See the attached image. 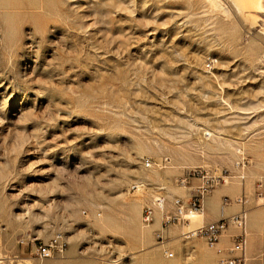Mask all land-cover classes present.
Segmentation results:
<instances>
[{"label": "rangeland", "instance_id": "1", "mask_svg": "<svg viewBox=\"0 0 264 264\" xmlns=\"http://www.w3.org/2000/svg\"><path fill=\"white\" fill-rule=\"evenodd\" d=\"M218 178L206 217L244 194L264 222V0H0V264H219L185 236Z\"/></svg>", "mask_w": 264, "mask_h": 264}, {"label": "built area", "instance_id": "2", "mask_svg": "<svg viewBox=\"0 0 264 264\" xmlns=\"http://www.w3.org/2000/svg\"><path fill=\"white\" fill-rule=\"evenodd\" d=\"M146 165L150 166V160L146 161ZM249 162L242 155L240 161L237 163V167L240 168L242 175L239 176V179L244 181L246 178V170L248 168ZM221 183L220 179H213L212 181H204L202 185L197 188L196 196L192 199L190 203L189 215L201 213L203 212V201L205 196L208 194L209 189L214 186H218ZM227 182L223 179V184ZM141 186L134 185L132 187L133 191L139 192L141 191ZM259 191L262 190L263 185L260 183L258 185ZM261 196V193H260ZM167 202V198L163 195H159L155 198L153 205L147 206L143 212V224L145 226H150L154 221V216L156 210H160L164 212L165 205ZM235 204L241 207V211L231 217L223 218L217 222L204 224L201 227L188 232L185 234L187 239L192 238H201L203 239L208 248L213 250L217 257L219 264H246V251L248 248V212L246 210L247 199L243 194L237 199H235ZM175 205L177 206V215H171L170 213H166L163 219V228H169L171 225H174L176 222L180 221L178 217L184 214V206L182 205V201L180 199L175 200ZM225 205H231V201L226 198ZM230 228L235 230V234L230 235L231 245L223 246L222 238L223 234L227 232ZM158 239L162 242L164 240V236L161 234L157 235ZM24 243V241H22ZM67 250V243L63 240L61 236H57L50 240L48 243H38L35 246V257L43 262L48 259H52L55 256L64 255ZM167 256L169 258L174 257L173 253H168Z\"/></svg>", "mask_w": 264, "mask_h": 264}, {"label": "crops", "instance_id": "3", "mask_svg": "<svg viewBox=\"0 0 264 264\" xmlns=\"http://www.w3.org/2000/svg\"><path fill=\"white\" fill-rule=\"evenodd\" d=\"M238 192V189L224 190L222 192V195L234 197L238 194ZM211 203L213 204L211 205L213 207V210L211 209L213 211V216L205 217L202 225L214 223L223 218L231 217L241 211V207L239 205H229V207L221 208L220 197H214ZM257 217L258 213H256L255 211L248 213V243L251 249L253 250V253L255 255H260L264 252V222L257 220ZM228 231L230 232V234L235 233V230L232 228H230ZM222 242V245L225 247L231 245V240L229 237L222 239Z\"/></svg>", "mask_w": 264, "mask_h": 264}, {"label": "bare ground", "instance_id": "4", "mask_svg": "<svg viewBox=\"0 0 264 264\" xmlns=\"http://www.w3.org/2000/svg\"><path fill=\"white\" fill-rule=\"evenodd\" d=\"M236 3H237V6L239 7V9H241V10H244V11H248V12H250V11H252L253 9H257V7L259 6V0H236ZM262 6V5H261ZM262 8V7H261ZM258 9H260V7L258 8ZM250 14V13H249ZM212 134V133H211ZM206 136H210V133H207L206 134ZM228 182V181H227ZM229 189H232V186H229ZM208 200V202H207V204L205 205L206 207H207V205L209 206H211V205H213L212 203H211V201H212V198H208L207 199ZM222 207H227V206H221V208ZM211 209L213 210V207L211 206ZM206 212L205 211H203V212H201V213H194V214H191L190 216H186V217H188V218H190L191 220H189V221H192L193 220V223H198V221L200 222L201 221V223H203L204 222V219H205V217H206ZM202 225V224H201ZM190 231H193V230H190ZM189 231V232H190ZM226 233V232H225ZM224 233V234H225ZM223 234V235H224Z\"/></svg>", "mask_w": 264, "mask_h": 264}]
</instances>
